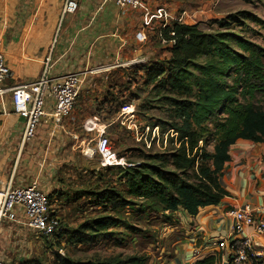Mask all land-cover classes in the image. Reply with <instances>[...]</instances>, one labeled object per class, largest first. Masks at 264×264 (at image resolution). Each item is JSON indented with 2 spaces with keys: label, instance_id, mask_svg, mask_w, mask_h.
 I'll list each match as a JSON object with an SVG mask.
<instances>
[{
  "label": "crops",
  "instance_id": "0c3cea01",
  "mask_svg": "<svg viewBox=\"0 0 264 264\" xmlns=\"http://www.w3.org/2000/svg\"><path fill=\"white\" fill-rule=\"evenodd\" d=\"M66 1L0 0V42L13 73V78L6 82L8 88L36 79L44 68V60L57 51L66 50L67 55L62 61V69L55 70L56 73L101 65L111 66L109 73L118 69L113 68L117 63L147 60L151 53L160 56L161 50L153 47L155 41L151 35L170 24L168 18L173 17L169 11L172 7L168 3L170 0H144V8L137 12H121L107 6L102 13L97 11L101 0H78V12L73 16H62ZM160 11L167 17L160 15ZM166 55L165 59H170L171 54ZM105 77L104 74L93 81L88 80L71 117L64 122L61 132L65 133L48 150L43 138L44 141L34 142L20 155L25 121L14 113L10 94L4 98L0 105V190L3 183L5 186L10 181L14 188L39 182V187L50 194L59 189L57 178L51 176L49 170H57L60 174L74 161L80 144L84 146L83 137L80 144L79 141L74 142L75 136H81L74 132L94 107V90L99 80ZM39 132H49L48 127ZM151 145L148 144L147 148ZM59 146L65 152V160L59 157L61 163L54 165V148ZM44 158L46 162L41 169ZM62 163L63 169L62 166L60 168ZM220 184L229 196L218 206L201 209L195 217L183 211L177 212L182 220L179 228L174 227L172 231L181 228L185 235H174L173 240L170 239L175 250L166 264H199L211 258H216L214 264H229L227 253L218 248L220 239L232 232L233 220L228 212L250 205L264 215V144L239 140L232 146L230 161L225 166ZM10 233H13L10 228L4 227L0 236L3 240L0 251L5 252L8 260L15 258L11 254L14 242L11 239L21 231H14V238H9ZM251 237L257 246L264 247L263 237ZM20 260L22 262L23 259Z\"/></svg>",
  "mask_w": 264,
  "mask_h": 264
},
{
  "label": "trees",
  "instance_id": "16d2710c",
  "mask_svg": "<svg viewBox=\"0 0 264 264\" xmlns=\"http://www.w3.org/2000/svg\"><path fill=\"white\" fill-rule=\"evenodd\" d=\"M239 20L238 17L231 18ZM229 18L228 21H231ZM219 30L175 22L163 30L172 42L171 57L148 74L156 85L169 118L162 132L174 133L162 152H142L137 162L120 167L126 190H103L99 203L112 211L132 205L160 210L164 215L183 211L191 217L218 206L229 196L220 184L230 150L239 140L264 144V47L227 29ZM53 196V195H52ZM139 228L116 215L95 217L71 233L73 246L112 238L114 228ZM61 230L55 235L61 237ZM211 258L199 264H214ZM149 257L134 254L95 261L62 264H147Z\"/></svg>",
  "mask_w": 264,
  "mask_h": 264
},
{
  "label": "rangeland",
  "instance_id": "374dc122",
  "mask_svg": "<svg viewBox=\"0 0 264 264\" xmlns=\"http://www.w3.org/2000/svg\"><path fill=\"white\" fill-rule=\"evenodd\" d=\"M168 3L172 4L169 11L173 17L168 18L170 24L165 29L182 20L188 26L217 31L220 29L218 22H230L227 29L264 47V0H170ZM162 15L167 17L163 11ZM233 17H238L243 23L231 19ZM229 18L231 21H228ZM156 31L151 39L155 41L153 47L161 50L160 56L151 53L144 63L116 69L105 74V82L102 78L99 80L93 94L95 105L74 132L81 135L77 140L79 144L84 138L85 151L96 147L100 131L106 132L111 152L118 159H124L125 164L139 161L142 152L159 153L170 147L169 140L174 133L167 134L165 127L163 132L162 128L156 127L168 120V109L160 101L162 94L156 85H148L147 77L153 66L168 60L165 56L171 54L173 44L165 39L166 42L163 41L161 29ZM150 143L151 147L147 148ZM64 154L63 151L53 155L64 161ZM75 157L64 169L62 163L60 168L62 166L63 170L60 174L56 170L54 176L59 189L51 194V201L55 214L61 220V237L36 238L22 229L16 238V233L9 237L14 238L11 239L14 241L11 252L15 256L13 261L6 259L5 252L1 253L3 251H0V259L9 264H62V260L66 259L85 263L117 256L125 259L139 254L149 257L147 264L168 263L175 250L171 242L174 235H185L181 228L172 231L181 223L180 213L164 215L160 210H148L142 205H132L118 211L106 208L99 203V193L106 189L126 190L120 178V167H107L100 155L84 156L81 149L75 152ZM105 214L118 216L139 228L140 232L132 233L122 226L112 229V238L108 240L101 238L78 246L69 243L71 233L80 225Z\"/></svg>",
  "mask_w": 264,
  "mask_h": 264
},
{
  "label": "built area",
  "instance_id": "2783aa9c",
  "mask_svg": "<svg viewBox=\"0 0 264 264\" xmlns=\"http://www.w3.org/2000/svg\"><path fill=\"white\" fill-rule=\"evenodd\" d=\"M107 6H113L121 12H137L144 8V0H101L97 11L102 13ZM78 10V0H67L62 16H73ZM178 22L184 24L182 20ZM165 27H162L161 31ZM161 38L166 42L162 34ZM66 55L67 51L63 50L48 56L43 62L42 72L36 79L8 88L6 82L13 78V73L0 42V105L10 94L14 113L25 121L20 155L26 147L43 138L46 149H52L63 135L61 131L64 122L71 117L88 80L93 81L97 76L112 70L111 66L101 65L86 70H64L62 73H56L55 70L62 69V61ZM144 62L142 59L132 60L117 63L113 68L127 69ZM45 126L49 132H39ZM73 139L77 141L78 136ZM110 145L106 132L100 131L94 149L88 147L90 149L85 151V145L82 143L80 149L84 156L100 155L107 167L126 165L124 159H118L111 152ZM54 153H62V148H54ZM45 162L44 158L41 169L44 168ZM52 162L54 165L61 163L60 158L54 155ZM55 172L54 169L49 170L51 176H55ZM260 212L262 211L255 210L250 205L233 208L228 212V216L233 220L232 232L228 237L220 239L218 248L227 253L229 264H264V247L257 246L251 237L256 235L264 238V215ZM4 227L10 228L13 233L26 229L36 238H53L61 230V220L55 214L51 194L41 189L39 182L14 188L10 181L5 186L3 183L0 190V236ZM12 234L10 233V236ZM0 264L9 263L0 259Z\"/></svg>",
  "mask_w": 264,
  "mask_h": 264
},
{
  "label": "bare ground",
  "instance_id": "6f19581e",
  "mask_svg": "<svg viewBox=\"0 0 264 264\" xmlns=\"http://www.w3.org/2000/svg\"><path fill=\"white\" fill-rule=\"evenodd\" d=\"M113 165V164H112ZM85 166V165H84Z\"/></svg>",
  "mask_w": 264,
  "mask_h": 264
}]
</instances>
